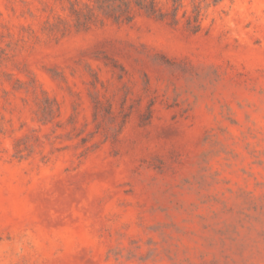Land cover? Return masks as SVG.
Listing matches in <instances>:
<instances>
[{
    "label": "rangeland",
    "instance_id": "374dc122",
    "mask_svg": "<svg viewBox=\"0 0 264 264\" xmlns=\"http://www.w3.org/2000/svg\"><path fill=\"white\" fill-rule=\"evenodd\" d=\"M69 6L0 0V264H264V0Z\"/></svg>",
    "mask_w": 264,
    "mask_h": 264
},
{
    "label": "trees",
    "instance_id": "16d2710c",
    "mask_svg": "<svg viewBox=\"0 0 264 264\" xmlns=\"http://www.w3.org/2000/svg\"><path fill=\"white\" fill-rule=\"evenodd\" d=\"M222 0H69V19L61 15L49 22L51 30L66 31L70 20L77 29H87L93 24L104 23L107 19L116 22L130 23L137 15L145 14L157 20L168 21L171 25H179L185 20L192 32L201 29L203 10L211 4ZM49 114L54 113L52 106L46 108Z\"/></svg>",
    "mask_w": 264,
    "mask_h": 264
}]
</instances>
